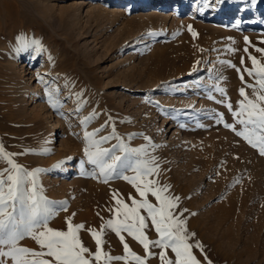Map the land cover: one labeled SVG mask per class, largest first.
Returning <instances> with one entry per match:
<instances>
[{
    "label": "rangeland",
    "instance_id": "obj_1",
    "mask_svg": "<svg viewBox=\"0 0 264 264\" xmlns=\"http://www.w3.org/2000/svg\"><path fill=\"white\" fill-rule=\"evenodd\" d=\"M177 1L183 8L176 17L157 7ZM216 4L235 12L211 19ZM0 31V143L16 164L42 170L38 183L58 210L49 227L67 231L69 219L83 224L78 236L91 253L98 246L90 230L101 234V260L93 264H104L103 253L126 255L119 236L102 225L123 219L113 193L129 207L142 197L122 178L133 171L106 183L93 175L98 170L88 163L84 133L102 129L95 140L113 138L101 148L123 143L144 149L141 159L155 158L158 174L138 183L158 181L169 186L162 195L180 198L174 211L195 233L189 242L203 245L192 249L201 264H264V155L224 126L243 130L226 106L239 110L241 88L250 99L264 95L246 71L264 66V52L257 51L264 49V0H0ZM21 35L42 48H25ZM49 91L58 108L48 102ZM199 110L197 120L185 118ZM10 167L0 159V172ZM147 199L159 206L150 193ZM140 214L147 216L144 209ZM144 232L150 241L160 238L150 219ZM120 235L146 264H161L162 249L150 245L148 257L127 232ZM20 244L40 251L31 238ZM111 264L136 262L128 256Z\"/></svg>",
    "mask_w": 264,
    "mask_h": 264
},
{
    "label": "snow or ice",
    "instance_id": "obj_2",
    "mask_svg": "<svg viewBox=\"0 0 264 264\" xmlns=\"http://www.w3.org/2000/svg\"><path fill=\"white\" fill-rule=\"evenodd\" d=\"M247 2L254 5L256 0H247ZM17 39L25 48L30 44L36 45L38 50L42 48L38 40L33 39L29 44L28 38L24 35ZM257 51L264 52V49H257ZM250 58L255 65L256 57ZM246 71L249 75L258 78L259 90L264 91V66H261V69L255 73L250 69H246ZM40 79L44 82L43 77ZM247 87L253 86L247 85ZM219 91L221 94H225L224 89L221 88ZM239 91L240 95L244 97L239 101V110L233 111L231 103L226 106L236 118V122L243 126V130L237 131L234 124L225 123L224 126L236 131L237 135L243 137L252 147L259 148L260 154L264 155V95L250 99L245 88H241ZM253 91L255 93L257 89L253 87ZM77 95L80 96L82 93ZM48 96V102L52 107L58 108L59 101H53L52 92L49 91ZM220 103H224V101H220ZM95 116L94 112L91 116L85 117L82 123L87 124ZM100 131L102 129L84 133L88 143L84 150L88 157V163L94 165L98 170L93 175L102 177L103 182L106 183L114 176H121L125 171H133L137 173L136 176L122 175V178L133 183L142 197L140 201L132 198V207H129L121 199H116L117 194L113 193V199L116 200L117 205L115 208L117 215L120 214L121 207L125 210L123 219L108 220L105 225H102V228H109L119 236L126 255L111 256L108 253H103L104 264H111V261L114 260H127L128 256H131L136 264H146L144 257L131 251L127 242L124 241V237L120 235L121 232H127L137 240L145 249L148 257L154 255L150 251V245L152 248L162 249L158 254L161 264H201L192 249L197 248L203 251V245L199 241L189 242L195 237V233L187 230L186 221L180 218L182 213L177 215L174 211L180 198L162 195L169 186H159L158 181H144L143 187H141V183H138L145 176L158 174V165L153 166L155 158L141 159L140 153L145 152L144 149H128L123 143L114 145L112 149L101 148V145L112 139L113 136H104L100 140H95L94 137ZM116 138L119 139V137ZM91 148H95V151L90 150ZM117 149L125 152L126 155L123 158L117 155ZM14 155L6 152L3 144L0 143V159L7 160L11 166L0 172V264H8V260H11L12 264H93V260L99 262L102 256L100 246L104 243L100 238L101 234H98L94 229L90 230L98 246L97 251L91 253L78 236V232L85 227L83 224L73 225L69 219L67 231L49 227V221L57 214L58 210L54 207L56 202L49 200L43 194L44 190L38 183L37 175L42 170L28 171L15 163L12 159ZM149 193L156 198L159 206L149 202L147 199ZM140 209H144L147 216L141 215ZM149 219L160 236L154 241H150L144 232V229L148 227ZM25 238L35 240L40 246V251L21 246L20 242ZM167 249H171L175 254L174 259L168 258L166 252L163 251ZM85 254H88L90 258H86ZM208 264H211V261H208Z\"/></svg>",
    "mask_w": 264,
    "mask_h": 264
},
{
    "label": "bare ground",
    "instance_id": "obj_3",
    "mask_svg": "<svg viewBox=\"0 0 264 264\" xmlns=\"http://www.w3.org/2000/svg\"><path fill=\"white\" fill-rule=\"evenodd\" d=\"M105 1V0H104ZM108 1H113V0H108ZM141 1V0H140ZM181 2V1H180ZM239 3V2H238ZM86 4V3H85ZM185 5V4H184ZM233 5V4H232ZM239 5V4H238ZM158 9H166V8H170V10H173V12L171 14H169L170 16L171 15H174L176 17V15L179 14V12H181L182 8H183V4L182 3H179L178 1L177 2H174V3H171V4H168V3H160L158 4ZM235 7V6H234ZM234 7L233 6H225V5H218L216 4L215 6H213V9H212V16H211V19H214V20H220L221 17H226L227 15H231L232 13L235 12L234 10ZM195 8V7H194ZM201 8V7H200ZM240 9V8H239ZM186 10V9H185ZM196 10V9H195ZM206 10V9H205ZM239 11V10H238ZM156 12V11H154ZM158 12V11H157ZM206 12V11H205ZM244 10L243 8L239 11V18L242 17V15L244 14ZM179 19V18H178ZM193 19V18H192ZM223 20V19H222ZM172 21V20H171ZM175 21V20H174ZM239 21V20H238ZM245 25V23H244ZM263 25V24H262ZM1 32V31H0ZM151 39V38H149ZM148 37L146 36L145 38L142 37L141 40H139V44H142V43H146L149 41ZM137 42V41H136ZM34 75V74H33ZM176 86V85H175ZM27 93V92H26ZM27 96V95H26ZM191 104L190 103V108H191ZM188 106V105H187ZM202 107V106H201ZM200 107V108H201ZM193 108V107H192ZM192 110V109H191ZM193 111V110H192ZM196 116V120L200 117V116H203L202 114V110L200 111L199 110V113L196 114V115H193V112H189L188 115L185 117L186 119H189L191 117H195ZM69 169H71V167H69Z\"/></svg>",
    "mask_w": 264,
    "mask_h": 264
}]
</instances>
